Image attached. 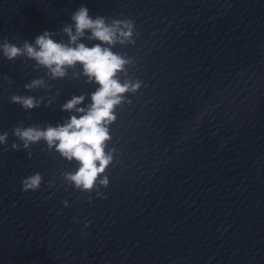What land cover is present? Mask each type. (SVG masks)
Wrapping results in <instances>:
<instances>
[{"label":"water","instance_id":"95a60500","mask_svg":"<svg viewBox=\"0 0 264 264\" xmlns=\"http://www.w3.org/2000/svg\"><path fill=\"white\" fill-rule=\"evenodd\" d=\"M81 6L132 22L112 51L130 61L117 77L140 87L108 126V186L82 191L62 176L77 161L43 140L25 149L14 129L66 123L79 113L63 105L86 108L98 85L82 65L52 78L0 48V264H264V0H0V45L67 42ZM88 35L78 42L100 43Z\"/></svg>","mask_w":264,"mask_h":264},{"label":"clouds","instance_id":"9594fccd","mask_svg":"<svg viewBox=\"0 0 264 264\" xmlns=\"http://www.w3.org/2000/svg\"><path fill=\"white\" fill-rule=\"evenodd\" d=\"M71 20L73 23L63 28L68 37L67 42H57L51 38L52 33L45 31L35 39L34 45L26 41L23 48H20L5 42L0 48L9 60L26 55L48 69L52 78H63L66 68L82 65L83 75L98 85L91 93V103L86 108L77 107L83 103L84 96H74L63 105L64 111L75 110L79 113V116L72 115L66 123L55 127L49 125L45 129H14V135L23 142L25 149L30 144L43 140L49 150L55 148L67 161H77L78 169L75 172L62 173V176L77 189L91 192L97 188V181L99 185L108 186L107 176L100 178L112 161V156L105 152L106 142L111 139L108 126L116 120L115 109L122 103L124 94L135 92L140 87V82H121L117 74L125 71V65L130 61L112 51V46L116 43L132 42L131 21L113 20L107 23L101 16L93 19L85 6L78 8L72 14ZM86 32H90L88 40L100 43L89 47L78 42L85 37ZM43 85V79H36L25 87L32 89ZM11 100L25 109L38 107L40 103L31 96L14 95ZM7 136L6 132L0 135V143L5 142ZM12 148L16 150L19 145L14 143ZM41 183L42 175L36 173L23 180L22 190L36 191ZM64 204L67 206V201Z\"/></svg>","mask_w":264,"mask_h":264}]
</instances>
